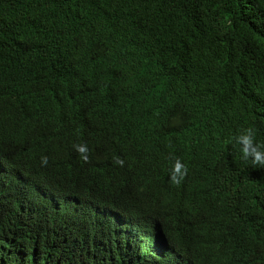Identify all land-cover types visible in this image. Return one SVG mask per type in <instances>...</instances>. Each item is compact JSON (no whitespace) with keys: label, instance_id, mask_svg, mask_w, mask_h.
Wrapping results in <instances>:
<instances>
[{"label":"trees","instance_id":"trees-1","mask_svg":"<svg viewBox=\"0 0 264 264\" xmlns=\"http://www.w3.org/2000/svg\"><path fill=\"white\" fill-rule=\"evenodd\" d=\"M89 40L123 64L86 118L174 79L173 152L159 148L171 128L132 121L104 144L42 135L64 86L57 54ZM8 46L22 50L12 68L0 53V264H264V0H0Z\"/></svg>","mask_w":264,"mask_h":264},{"label":"clouds","instance_id":"clouds-1","mask_svg":"<svg viewBox=\"0 0 264 264\" xmlns=\"http://www.w3.org/2000/svg\"><path fill=\"white\" fill-rule=\"evenodd\" d=\"M136 38L137 36H135ZM42 45L49 44L35 41L36 48H40ZM11 50H22V48L9 46L0 48V53L9 57L10 68L16 64ZM116 51V44H104L100 40H89L85 43L66 44L65 49L57 54L56 60L59 62L64 86L55 99L43 105L48 111L41 112L47 122V128H40L42 135L61 147L86 140L104 144L107 133L115 134L128 130L132 121L137 125L158 128V130L171 128L172 133L166 134L159 148L169 149L173 152L180 145L178 135L175 133L183 123L181 120H183L182 113L185 109L183 95V105L181 106H172L167 102V99L177 89L174 79L165 80L160 92L149 90L141 92L138 88L132 87L122 100L116 94L102 99L89 118H86L84 105L87 95L93 93L95 96L101 97L106 90L101 87V83L111 76L119 65L123 64L122 56ZM84 53L92 55L89 74L85 70ZM37 61L40 63L49 62ZM104 155L107 162V151L104 152ZM134 158L139 162L137 151ZM127 161L131 163L129 160ZM180 170L181 165L176 161L173 167V177ZM0 173H5V163L1 156ZM18 182L31 188L37 186H32L27 171Z\"/></svg>","mask_w":264,"mask_h":264},{"label":"bare ground","instance_id":"bare-ground-1","mask_svg":"<svg viewBox=\"0 0 264 264\" xmlns=\"http://www.w3.org/2000/svg\"><path fill=\"white\" fill-rule=\"evenodd\" d=\"M123 45H125V44H122V46H123ZM42 46H43V45H42ZM119 50H120V49H119ZM119 50H118V51H119ZM13 57H14V56H13ZM0 72H1V71H0ZM166 80H168V79H166ZM156 82H157V81H156ZM150 89H151V88H150ZM147 90H148V89H147ZM184 115H185V114H183V116H184ZM184 119H185V118H184ZM160 130H161V129H160ZM158 132H159V131H158ZM232 139H233V138H232ZM236 140H237V139H236ZM252 141H253V140H252ZM252 141H250V142H252ZM232 142H233V141H232ZM248 142H249V141H248ZM248 142H247V143H248ZM230 146H231V145H230ZM235 146H238V145H235ZM223 147H224V146H223ZM225 147H226V146H225ZM239 147H240V146H239ZM242 147H243V146H242ZM227 148H228V147H227ZM242 149H243V148H242ZM233 150H234V149H233ZM238 150H239V149H238ZM238 150H237V151H238ZM230 165H231V164H230ZM237 170H238V169H237ZM228 171H229V170H228ZM248 172H249V171H248ZM248 172H247V173H248ZM247 173H245V176H247ZM242 175H243V174H242ZM223 176H224V175H223ZM228 176H229V175H228ZM247 179H248V178H247ZM55 197H56V196H55ZM243 197H245V196H243Z\"/></svg>","mask_w":264,"mask_h":264}]
</instances>
